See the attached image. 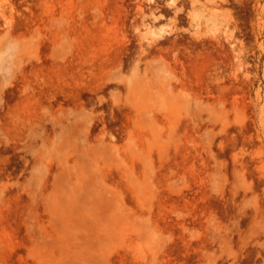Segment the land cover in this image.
<instances>
[{
  "label": "rangeland",
  "instance_id": "rangeland-1",
  "mask_svg": "<svg viewBox=\"0 0 264 264\" xmlns=\"http://www.w3.org/2000/svg\"><path fill=\"white\" fill-rule=\"evenodd\" d=\"M0 264H264V0H0Z\"/></svg>",
  "mask_w": 264,
  "mask_h": 264
}]
</instances>
